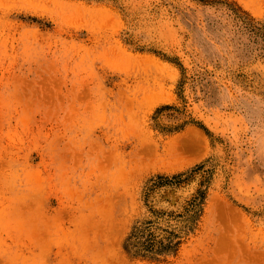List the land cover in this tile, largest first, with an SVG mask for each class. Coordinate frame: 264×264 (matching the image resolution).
I'll use <instances>...</instances> for the list:
<instances>
[{
  "label": "rangeland",
  "instance_id": "1",
  "mask_svg": "<svg viewBox=\"0 0 264 264\" xmlns=\"http://www.w3.org/2000/svg\"><path fill=\"white\" fill-rule=\"evenodd\" d=\"M0 264H264V0H0Z\"/></svg>",
  "mask_w": 264,
  "mask_h": 264
}]
</instances>
